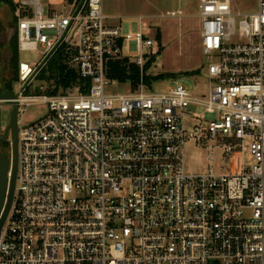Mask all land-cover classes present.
<instances>
[{
    "label": "built area",
    "instance_id": "2783aa9c",
    "mask_svg": "<svg viewBox=\"0 0 264 264\" xmlns=\"http://www.w3.org/2000/svg\"><path fill=\"white\" fill-rule=\"evenodd\" d=\"M208 84L111 92V61L142 69L161 42L109 24L103 0L46 15L13 1L20 72L18 169L0 232V264H264V0L234 15L230 0H198ZM134 42L137 54H124ZM63 46L88 91L26 95ZM40 48V49H39ZM143 78V76L141 77ZM183 81V80H182ZM48 112L25 125V108ZM223 150L229 167L192 173L186 146Z\"/></svg>",
    "mask_w": 264,
    "mask_h": 264
},
{
    "label": "rangeland",
    "instance_id": "374dc122",
    "mask_svg": "<svg viewBox=\"0 0 264 264\" xmlns=\"http://www.w3.org/2000/svg\"><path fill=\"white\" fill-rule=\"evenodd\" d=\"M85 1V0H84ZM231 10L234 15L253 14L257 12L258 0H230ZM78 5V4H77ZM5 5H0L3 7ZM46 8V1L43 2ZM103 11L107 17H113L111 24H121L124 33L136 34L139 30L136 17L139 15H155L148 18L144 17L147 24L151 27V35H160L161 50L156 56V61L151 68L145 70L146 62L141 70L140 84L138 87H131L130 84H121L114 82L111 86V92L125 94L127 91L137 92L144 87L146 91L161 92L166 90L169 84L184 83L190 90L201 93L208 84L206 65L207 59L202 52V22L199 17V1L198 0H103ZM2 12V11H1ZM157 15V16H156ZM152 21V22H151ZM0 25L2 27L0 33V56L6 49V64L3 69L4 81L15 78L13 68L10 66L12 52L6 43L7 31L2 23V15L0 13ZM148 25V26H149ZM40 49V48H39ZM137 48L134 42H130L125 46L124 54L134 57L137 54ZM154 57V56H153ZM11 59V60H10ZM43 60V55L36 50H28L19 53V81L13 82L14 90L23 84L20 82V62L30 65L31 68L38 67ZM0 57V64L2 63ZM198 72V73H197ZM146 76L163 75L164 79L157 80L153 84H148L144 79ZM1 76V70H0ZM37 75L28 78L29 96H42V88L46 89L47 84L36 80ZM183 80V81H182ZM23 115L24 124L28 125L45 116L48 108L40 100L32 102L27 107ZM5 103H0V128L8 122L7 116L9 111ZM230 156L226 155L223 150L215 149L212 153H207L196 148L193 143L186 146V162L190 172L213 168L216 172L222 173L225 167L228 170Z\"/></svg>",
    "mask_w": 264,
    "mask_h": 264
},
{
    "label": "trees",
    "instance_id": "16d2710c",
    "mask_svg": "<svg viewBox=\"0 0 264 264\" xmlns=\"http://www.w3.org/2000/svg\"><path fill=\"white\" fill-rule=\"evenodd\" d=\"M84 0H68L69 4L75 3L81 5ZM0 5L7 6L12 14L14 13L13 0H0ZM17 23V21H16ZM0 25V33H1ZM160 35H157V39L160 41ZM161 42V41H160ZM162 48V47H161ZM13 58L10 62V66L15 73L14 81H19V49L18 41H15L10 46ZM71 54L67 52L66 46L61 47L48 61L46 66L39 72L35 78L38 81L48 85L46 94L58 95L65 93L71 89L80 88L81 92L86 93L88 91L91 82L89 80L80 77L77 68L71 64ZM156 61V56L147 63L145 70L151 68V65ZM198 73V72H197ZM107 77L112 82H118L121 84H130V86L136 88L140 84L141 70L136 64L130 63L127 59L111 61L108 64ZM146 78V79H145ZM144 79L148 84H153L157 80L164 79L163 75L156 77L144 75ZM29 88L26 90V95L29 96ZM1 117V112H0Z\"/></svg>",
    "mask_w": 264,
    "mask_h": 264
},
{
    "label": "water",
    "instance_id": "95a60500",
    "mask_svg": "<svg viewBox=\"0 0 264 264\" xmlns=\"http://www.w3.org/2000/svg\"><path fill=\"white\" fill-rule=\"evenodd\" d=\"M4 15V24L7 31V44L9 45L15 36V31L9 26V8L7 6L1 7ZM21 72H24L22 68ZM4 88V87H3ZM19 94L11 93L5 88L0 92V103L12 104L9 126L7 132L13 129V137H15V145L13 149V160L9 161L6 155L0 152V232L5 224L8 213L10 211L13 196L16 186V175L18 169V133L16 127L19 123V104L17 102Z\"/></svg>",
    "mask_w": 264,
    "mask_h": 264
},
{
    "label": "flooded vegetation",
    "instance_id": "af4514ba",
    "mask_svg": "<svg viewBox=\"0 0 264 264\" xmlns=\"http://www.w3.org/2000/svg\"><path fill=\"white\" fill-rule=\"evenodd\" d=\"M0 13L2 15V23L4 25V28L6 30V26L4 24V15L1 12V7H0ZM9 26L15 31L16 33V28H17V23L15 18L13 17V14L11 12V10L9 9ZM15 41H17V33L15 34L13 40L11 41V43L9 45H7L8 47H10ZM6 43H7V39H6ZM10 51L8 49L5 50V52L1 54V58H2V63L0 64V70H1V76H0V92H3V89L5 88L7 91L11 92V93H16V91L14 90V79L12 80H8V81H4L3 79V69L6 64V59H7V53H9ZM13 58V55L11 57V59ZM10 59V60H11ZM4 87V88H3ZM5 105H7L8 107V111L9 114L7 116V123L3 126V128H0V152L3 155H6L9 159V161L12 162L13 160V149H14V145H15V137H13V129H10L7 132V128L9 126V120H10V114H11V108H12V104L10 103H5ZM16 131L19 130V123L17 125V127L15 128ZM19 134V133H18Z\"/></svg>",
    "mask_w": 264,
    "mask_h": 264
},
{
    "label": "crops",
    "instance_id": "0c3cea01",
    "mask_svg": "<svg viewBox=\"0 0 264 264\" xmlns=\"http://www.w3.org/2000/svg\"><path fill=\"white\" fill-rule=\"evenodd\" d=\"M13 1H16V0H13ZM44 1H46V8H44V12L46 15H49L53 12H58V11L64 10V9L68 8L70 5L75 4V3L69 4L68 0H44ZM151 16H155V15L146 14V15H139L138 17H136V20L138 21V25H139V19L140 18L146 17V18H148V22H150L149 19L151 18ZM108 18H109L108 22H109V24H111L110 20H113L114 18L113 17H108ZM111 25H114V24H111ZM115 25L121 26V24H115ZM149 27H151V26L149 25Z\"/></svg>",
    "mask_w": 264,
    "mask_h": 264
},
{
    "label": "bare ground",
    "instance_id": "6f19581e",
    "mask_svg": "<svg viewBox=\"0 0 264 264\" xmlns=\"http://www.w3.org/2000/svg\"><path fill=\"white\" fill-rule=\"evenodd\" d=\"M28 72H29V67H26V66H25V67H24V73H25V74H28Z\"/></svg>",
    "mask_w": 264,
    "mask_h": 264
}]
</instances>
